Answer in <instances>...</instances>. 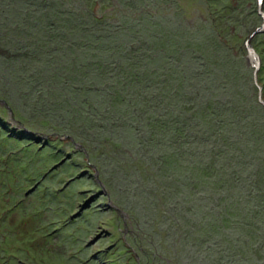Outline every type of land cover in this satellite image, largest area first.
I'll return each instance as SVG.
<instances>
[{
  "label": "rangeland",
  "instance_id": "obj_1",
  "mask_svg": "<svg viewBox=\"0 0 264 264\" xmlns=\"http://www.w3.org/2000/svg\"><path fill=\"white\" fill-rule=\"evenodd\" d=\"M29 1L25 4L28 8L25 10L31 12L39 8L34 5V0ZM133 1L136 0H110L113 3L111 7L105 8V3L99 2L93 8L99 14H111L115 11L114 14L107 16H117L120 19L123 13L132 11L130 3ZM255 1L158 0V4L160 2L159 5L162 7L154 1L149 2L150 6L147 7L141 0V9L151 17L157 16V19L164 15L167 18H173L176 14L175 10L185 11L186 13L182 14L185 15L186 22L197 21L198 33L201 34V39L204 38L205 43L208 39L214 40L218 50L245 60L247 58L246 40L255 28L264 23L260 14L254 13L246 17L248 14L246 5ZM74 4L70 3V5ZM230 5L236 6L234 13L229 11ZM257 6H259V0ZM257 6L255 5V10ZM262 7L264 10V3ZM219 11L239 19V26L233 29L236 22L230 20V23H226L223 17H219ZM180 16L179 21L182 19L185 22L184 16ZM0 20L3 21L1 15ZM211 21L217 23V30L203 28L206 24L211 26L208 24ZM20 24L24 25V22L20 21ZM33 33L32 42L45 43L46 39H42L41 34L36 31ZM251 43L261 57L259 83L264 87V32L255 35ZM17 53V50L0 46V264H83L84 262L104 264V256L110 264H264V157L261 156L257 162L253 160L256 165H252L250 172L247 168L239 172L237 170L239 166L237 169L234 168L232 162L228 165L233 178L239 172V178L246 182L243 184L245 186H241L242 189L239 187L238 194L237 189L232 186V192L234 191L236 196L229 198H227L229 190H226V187L229 185L231 175L226 170L224 162L219 163L217 171H212L204 168L203 159L199 156L189 160L190 157L194 158L192 154L198 152L200 142L199 135L198 137L196 135L198 133L196 124L202 116L203 107L210 104L211 108L207 113L211 116L215 113L220 114L223 111L221 112L218 105L225 109L230 105L227 101V105L224 104L223 100L227 99L225 93L227 92L228 97L234 94L232 90L227 91L226 88L219 89L220 91L215 89L214 94L219 92V96L213 98V92L205 91L207 80V84L212 85L209 80L214 74L213 66L208 64L206 67L208 72L193 78V84L190 81L186 87H183L187 90L185 97L196 98V101L190 110L189 104L184 103L188 102L185 100L181 103L182 109L178 111V117L186 127H180L179 132L174 134L177 135L178 145L182 148H178L177 145L176 148L171 146V149L168 148L166 151H158L165 156L166 161L167 156H172L173 151L177 159L182 153H187L186 156L189 157L188 161L181 163L183 165L178 170L180 171L178 175L183 171L178 181L185 189H188V192L186 190L187 193L182 194L185 189L181 187L182 193L177 192L179 197H176L170 184H167L172 178L173 180L176 178L175 171H168V181L165 182V179L161 178L157 164H150L145 159L143 161L142 151L131 154L132 150L127 145L124 146L125 143L123 147H126L125 150L131 155L124 156L127 160L123 159L119 162L116 156L112 158V153L108 149L110 146L103 145L101 137L81 131V122L61 117L60 114L54 115L53 111L50 114L46 113L44 110L48 107H41L44 103L37 102L36 104L41 106L36 108L32 104L35 101L34 97L28 94L38 97V93H43V99L48 95L46 85L43 82L44 88H41L39 85L34 86L31 81L19 82L23 78L6 64L13 59L19 63ZM26 53L33 55L30 48L23 50V54L26 55ZM244 60L239 63L243 72H245L246 63ZM247 63L249 64L248 60ZM203 64V61L195 62L196 74L201 68H205ZM180 70L182 71V67ZM250 71L244 81L245 89L248 90L247 98L251 97L253 102L250 99L243 101L245 107L243 106L241 111L251 110L253 117L250 116V120L260 123L256 135L263 139L258 141L261 142L259 148L247 147L248 152L254 149L264 150V107H257L263 112L249 109L251 103L253 105L256 103L258 95L253 67ZM23 72L25 71L21 72L23 76L29 77V71H26V74ZM221 75L220 82L226 81V72L222 71ZM184 79L188 80V77ZM201 79L204 80L200 81ZM42 80L39 79V81ZM226 86L222 84V87ZM7 105L12 108L13 113ZM254 108L256 109L255 106ZM189 116H193L196 122L191 127L185 123L186 117ZM211 122L210 131L219 132V136L225 138V135H228L231 141H236L234 131L237 135L243 134V137L246 134L245 128L241 129L242 123L235 127V120H230L228 123L229 127L234 129L229 131L230 128L226 126L228 132L225 133L221 132L220 123L215 120ZM25 128L38 134L34 136L31 132L27 133ZM11 131H16L13 133L15 136L9 135ZM21 135H23L22 140L17 138ZM31 135L42 136L44 142L38 143L35 139L31 141ZM107 135L110 138V134ZM45 136L50 137L47 139ZM214 136H209L212 146L215 145ZM110 140L118 141L119 136L114 135ZM2 143L4 146L1 145ZM184 144L189 149H184L183 152ZM250 144H253V141ZM194 145L197 147L195 148ZM247 151L242 154V160H237L239 165L241 162L249 164L251 157L248 156ZM11 153L15 155L12 154L14 156L11 157ZM157 157L163 158L154 156V158ZM136 159H140L139 165L144 169L142 171H145V179L148 177L147 172L150 179L148 182V179L146 182L145 179L143 180L144 183L136 189L142 192L137 193L119 170V168L123 170L121 164L130 167ZM159 159L155 160L161 162ZM208 162L206 161V164ZM190 168H195V173L201 180V186L209 191L201 192L196 189L198 182L194 173L188 171ZM153 171L156 174L159 172L158 178ZM98 178L108 190L107 195L104 192L101 194L102 185ZM9 189L13 191V194L8 195ZM208 195L211 196L210 201L215 207L216 217L226 216V228H220L218 222H214L213 210L203 211L206 208L202 207L208 202V199L204 200V197L208 198ZM92 197H95L93 204L84 210L80 217L72 219L81 206ZM251 200L254 202H250ZM258 201L262 203L261 207ZM234 202H236L234 207L236 212L231 218L236 220V225L229 219ZM240 205L244 213L248 207H252V211L257 213V227L255 215L251 211L244 216L248 220V226L247 222L245 223L247 228L238 227V217L243 222L238 210ZM187 217L191 219L188 220ZM254 227L258 239L253 232ZM199 229L202 234L209 233L216 236H202ZM199 240L204 241L199 242ZM221 241L223 244L220 243ZM237 245L242 247L238 250ZM221 251L226 254L225 257ZM89 260L90 262L87 263Z\"/></svg>",
  "mask_w": 264,
  "mask_h": 264
},
{
  "label": "trees",
  "instance_id": "obj_2",
  "mask_svg": "<svg viewBox=\"0 0 264 264\" xmlns=\"http://www.w3.org/2000/svg\"><path fill=\"white\" fill-rule=\"evenodd\" d=\"M142 1L145 3H142L141 0L130 3L132 11L129 13L132 14L129 15V13L125 12L119 19L117 16H107L114 14L115 11H112L111 14H99L93 8L99 2L105 3V8L111 7L113 3L110 0H34V5L39 8L31 12L25 10L28 9L25 4L30 2L29 0H0V15L3 19V21L0 20V46H7L8 49L17 50V56L19 55L18 58L20 60L18 63L13 61V59L6 64L23 78L19 80L20 83L23 80H27L31 81L34 86L39 85L41 88H44L42 83H45L47 97L42 99L43 93H38V97L28 94L34 97L35 101L32 104L36 108L41 106L36 104L37 102L44 103L41 107H48L45 110L42 109L46 113L50 114L53 111L54 115L60 114L61 117L72 118L76 122H81L80 128L83 133L97 134L98 137L103 139V145L110 146L108 149L112 153V158L116 156L121 162L123 159L127 160L124 156L128 157L131 154L142 151L144 157L142 160L144 161L145 159L150 164H157L161 178L163 177L165 182L168 181V171H175L176 178L174 180L172 178L167 184H170V188L173 189L176 197L178 196L177 192L182 193L181 187H183L178 181L183 171L178 175L180 172L178 170L183 165L181 163L188 161L187 158L189 157L186 156L187 153H182L177 159L174 157L173 151L172 156H167L168 159L166 161L165 156H162L158 151H166L168 148L171 149V146L176 148L179 144L178 137L174 133L180 127H186L180 117H178V111L182 109L181 103L187 100L188 102L184 103L189 104L188 109L191 110L196 101V98L189 99L185 97L187 94L185 91L187 90H184L183 87H186V84L190 81L193 84V78L208 72L206 67L209 64L213 66L214 74L209 80L212 85L207 84L208 80L206 81L205 79V91L210 90L213 92V98L219 96V92L214 94L215 89L226 88L227 91L232 90L234 94L228 97L226 96L227 92L225 93L227 99L223 100L224 104L227 101L230 105L226 109L218 105L221 112L223 111L220 114L215 113V116H211L207 113L209 108H211L210 104H208L203 107L202 116L198 124L194 122L193 116L186 117L185 123L188 127L195 124L198 127L196 135L197 137L199 135L198 139L200 142L198 144V152L194 155L192 154L191 156L194 158L190 157L189 160L191 161L199 156L203 159L204 168L212 171L217 169L219 163L224 162L226 170L229 172L228 165L232 162L234 168L237 169L239 166L237 169L239 172L241 169L244 171L246 168L250 172L252 165L261 156L264 157V150L254 149V151H247V147L259 148L258 146H260L261 142L258 141L263 139L256 135V130L259 128L260 123H254V120H250V116L253 117L251 110L246 108L247 112L241 111V108L245 107L243 101L250 99L253 102L251 97L247 98L248 90L245 89L246 83L244 79L249 76L252 68L247 63V58H245V72H243L239 63L240 61L243 62L244 58L238 59L225 54L220 49L218 50V45L214 40L208 39L205 43L203 41L204 38L201 39V34L198 33L199 26L196 23L197 21L186 22L185 15H183L186 13L185 11L179 10L178 12L175 10L176 14L173 18H167L164 15V17L157 19V16L151 17L147 12L142 11L141 3L149 7V2L154 1L155 4H158V0ZM215 1L218 2L219 0ZM71 2L75 4L70 5ZM255 5H258V0L255 3L249 2L246 5L245 9L248 10L246 17H250L254 13L259 15L258 8L255 10ZM228 8L229 11L234 13L236 6L230 5ZM219 13V17H223L226 23H230V20L236 22V24L233 23V29L239 26V19L232 18V15L222 14L220 11ZM180 15L184 16L185 22L182 19L179 21ZM14 21H16L15 24L13 23ZM20 21H23L24 25H21ZM211 22L208 23L211 26L206 24L203 28L217 30V23ZM35 31L42 35V39H46L44 44L32 42L31 35ZM27 48L32 49L33 55L23 54V50ZM214 51L216 52L214 53ZM196 61H203V65H205V68H201L198 74L194 71ZM181 67L182 71L180 70ZM215 68L216 70H214ZM22 71H25L23 72L24 74L29 71V77L23 76ZM222 71L227 74V79L224 82H220L222 80ZM184 77H188V80H185ZM39 79L43 80L39 81ZM203 80L201 79L200 81ZM222 84L227 86L222 87ZM250 106L249 109L252 108L256 112H263L258 109L264 107L259 102L258 95L256 103L254 105L251 103ZM205 108L207 109L205 110ZM211 120H215L222 125L221 132L223 133L228 132L226 126L229 127V121L235 120V127L242 123L241 129L245 128L244 133L246 134L243 137V134L237 135L236 131H234L236 141H231L230 136L225 135V138L224 136H219V132L214 133V131L209 130L210 125H212ZM229 128V131L234 129V127ZM14 132L16 131H11L9 135L15 136L13 135ZM107 134H110V138ZM114 135L119 136L118 141L110 140ZM209 136H214V146H212ZM33 139L31 137V141H34ZM249 141H253V144H250L251 142ZM123 143H125L124 146L127 145L132 150L131 154L125 150L126 147H123ZM1 145L4 146V143ZM179 147L182 148L178 145ZM194 147L196 148L197 146L194 145ZM184 149L189 148L184 144L183 152L185 151ZM246 151L252 161L250 160L249 164L241 162L239 165L237 160L241 159L242 154H245ZM12 154L15 155V153H11V157L14 156ZM155 155L163 158H154ZM155 159H159L161 162H157ZM136 160L133 161L134 164L130 165V167L121 164L123 170L121 168L119 170L137 193L142 192L136 189L144 183L143 180L146 176L144 174L145 171H142L144 169L139 165L141 163L140 159ZM206 161H209L208 164H206ZM188 171L194 173L193 175L198 182L196 185L198 186L196 188L198 191H209L201 186V180L195 173V168H190ZM159 172L156 174L153 171L157 178ZM229 173L231 180L228 187H226V190H229L227 198L236 196V193L232 192V186L237 189L238 194L240 192L239 187L246 184L243 181L244 179L241 180L235 172L234 178L232 173ZM147 175L146 179H148V182L150 180L149 172H147ZM177 184L178 190L176 189ZM186 190L188 192V189H185L182 194L187 193ZM7 193L11 195L13 191L9 189ZM189 193L192 194L190 191ZM206 199H208V202L202 207L206 208L203 211L213 210L214 222L216 223L217 221L220 228H226V216L217 218L214 214L215 207L210 201L211 196L208 195V198L205 196L204 200ZM94 200L95 197H92L86 202L84 205L88 203L89 205L84 210L88 209ZM250 202L254 201L251 200ZM235 204L236 202L232 206V215H230L229 219L233 220L236 225V220L231 218L236 212V209H234ZM259 204L261 207L262 203L258 201ZM84 205L81 206L80 210ZM80 210V213L77 212L72 216V219L82 215L84 210ZM238 210L243 220L242 222L238 217L239 228H247L248 220L244 216L248 211L255 215L256 227L258 226V215L252 211V207H248L244 213V210L241 211L240 205ZM187 219L190 220L191 217H187ZM246 222L247 226H245ZM252 226L254 225L252 224ZM253 232L256 239H258L255 227ZM199 233L202 236H216L209 233L202 234L200 229ZM241 247L242 245H237L238 250ZM222 255L223 257L226 256L223 252ZM104 257V264H110L106 256ZM89 262L90 260L87 263ZM83 264L86 263L84 262Z\"/></svg>",
  "mask_w": 264,
  "mask_h": 264
},
{
  "label": "water",
  "instance_id": "obj_3",
  "mask_svg": "<svg viewBox=\"0 0 264 264\" xmlns=\"http://www.w3.org/2000/svg\"><path fill=\"white\" fill-rule=\"evenodd\" d=\"M263 3H264V0H259L258 12L260 15H262V18L264 20V10L262 7ZM262 32H264V23L262 25L258 26L257 28H255V30L252 32L250 37L246 40L245 46L247 48V60H248L249 64L253 67L254 82L258 88V99H259V102L264 106V87L259 83V70L261 68V57H260V54L257 52L256 48L251 43L252 38L255 35L262 33ZM7 108L10 109L13 113V110L11 107H9L7 105ZM25 129H26L27 133L31 132V130H29L27 128H25ZM31 134H34V136H35L38 133L37 132L35 133L32 131ZM22 136L23 135H21L19 138H23ZM34 136H32V137L35 139L36 142H38V143L44 142V140L42 139V136H39V137H34ZM45 137L48 139L50 136H45ZM98 180H99V178H98ZM99 182L102 185L101 194L104 192V194L107 195L108 190L106 189V187L103 185V183L100 180H99ZM88 205H89V203L87 205H84L80 211L84 210Z\"/></svg>",
  "mask_w": 264,
  "mask_h": 264
}]
</instances>
